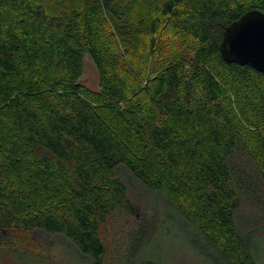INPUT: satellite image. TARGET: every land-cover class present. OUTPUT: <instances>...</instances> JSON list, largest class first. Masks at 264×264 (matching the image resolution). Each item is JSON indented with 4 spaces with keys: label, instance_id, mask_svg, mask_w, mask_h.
<instances>
[{
    "label": "trees",
    "instance_id": "trees-1",
    "mask_svg": "<svg viewBox=\"0 0 264 264\" xmlns=\"http://www.w3.org/2000/svg\"><path fill=\"white\" fill-rule=\"evenodd\" d=\"M140 4L151 54L161 27L180 49L141 93L100 47L109 26L121 45ZM250 10L264 0H0V251L41 259L39 235H60L107 264L118 224L136 220L129 172L229 263L256 264L237 214L249 203L264 218V74L220 53ZM86 56L98 91L81 83Z\"/></svg>",
    "mask_w": 264,
    "mask_h": 264
},
{
    "label": "rangeland",
    "instance_id": "rangeland-1",
    "mask_svg": "<svg viewBox=\"0 0 264 264\" xmlns=\"http://www.w3.org/2000/svg\"><path fill=\"white\" fill-rule=\"evenodd\" d=\"M144 7L132 6V25L121 45L108 34H114L110 26L100 35V47L110 75L123 77L130 87L129 92L136 88L141 93L159 67L180 53L176 38L169 29L161 27L157 53L151 54L146 27H142L139 20L148 16ZM99 82L96 66L86 56L81 83L91 91H98ZM228 82L227 90L232 97L231 86H236L233 80ZM122 179L136 220L118 224L122 235L119 236L123 238H116L115 250L107 264H231L163 193L148 189L129 172L123 173ZM261 216L258 205L249 203L241 205L237 214L238 228L249 241L256 264H264V218ZM39 236L50 242L46 257L0 251V264H92L64 237Z\"/></svg>",
    "mask_w": 264,
    "mask_h": 264
},
{
    "label": "water",
    "instance_id": "water-1",
    "mask_svg": "<svg viewBox=\"0 0 264 264\" xmlns=\"http://www.w3.org/2000/svg\"><path fill=\"white\" fill-rule=\"evenodd\" d=\"M220 53L228 64L264 74V13L250 10L233 22L224 33Z\"/></svg>",
    "mask_w": 264,
    "mask_h": 264
}]
</instances>
